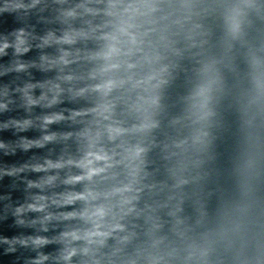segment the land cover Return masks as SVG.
Returning <instances> with one entry per match:
<instances>
[{
	"label": "clouds",
	"instance_id": "1",
	"mask_svg": "<svg viewBox=\"0 0 264 264\" xmlns=\"http://www.w3.org/2000/svg\"><path fill=\"white\" fill-rule=\"evenodd\" d=\"M5 132L11 264H264V0H0Z\"/></svg>",
	"mask_w": 264,
	"mask_h": 264
},
{
	"label": "water",
	"instance_id": "2",
	"mask_svg": "<svg viewBox=\"0 0 264 264\" xmlns=\"http://www.w3.org/2000/svg\"><path fill=\"white\" fill-rule=\"evenodd\" d=\"M5 26H11L10 18L8 19V24L5 25ZM0 135H2L6 139H12L11 134L8 133V132H5V133L0 134ZM27 135L31 136V135H33V133L29 132V133H27ZM22 158L23 157L20 154H18L17 157H5V160L12 161V160H15V159H22ZM5 183H7V181H5ZM17 195H19V194L17 193ZM13 231H14L13 229H10L8 227L7 223L0 224V234L11 235L13 233ZM13 259H14L13 256L0 255V264H11Z\"/></svg>",
	"mask_w": 264,
	"mask_h": 264
}]
</instances>
